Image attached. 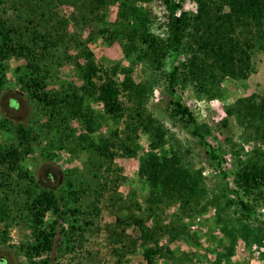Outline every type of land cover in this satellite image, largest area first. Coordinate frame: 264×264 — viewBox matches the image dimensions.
Returning a JSON list of instances; mask_svg holds the SVG:
<instances>
[{"label": "trees", "instance_id": "obj_1", "mask_svg": "<svg viewBox=\"0 0 264 264\" xmlns=\"http://www.w3.org/2000/svg\"><path fill=\"white\" fill-rule=\"evenodd\" d=\"M54 1L52 5L50 0H0V98L8 92L5 91L3 63L24 59L25 71L18 80L20 92L7 100L9 108L18 110L19 100L24 96L28 103H34L40 112L48 114V123H53L57 129L66 130L76 119L84 132L78 146L97 163L95 169L106 166L107 173L115 158L136 157L138 137L140 134L148 136L149 151L138 169V177L150 191L147 211L154 216L156 206L176 205L178 213L164 226L159 223L148 226L149 218L136 215L141 207L131 199L125 208L126 217L117 218L113 225L119 229L122 243V247L115 250L118 260L135 254L140 248L144 264H157L156 258L164 250L158 244L162 236L172 241L186 237L196 244V235L187 230L183 220L209 207H216V221L223 225L222 232L229 239V246L225 254L217 258L218 262L229 260L236 234L262 243L264 228L251 227L249 221L251 214L264 205V152L254 149L243 161L240 159L245 153L243 147L237 149L227 139L232 146L236 186L243 196L230 200L224 189L223 195H208L206 188L193 178L192 164L186 162L190 151H184L174 141L177 148L170 146L163 156L156 154L173 140L147 105L154 90L161 86L170 99V118L190 128L202 148H210L207 152L213 163L210 166L225 180L222 172L225 161L205 140L204 135H209L210 129L199 125L190 109L175 99V94L177 88L190 87L198 97L217 99L221 95L220 86L227 79L246 80L255 73L252 59L255 54L264 53V0H189L196 5L195 12L183 10L185 0H119L114 27L107 23L106 8L115 0ZM143 3L161 8L165 19L163 34L151 32L153 10L142 11L139 5ZM59 8L71 10L70 15H61ZM72 22L90 26L89 41L118 43L126 59L135 57L145 67V78L136 83L131 68L116 64L106 69L97 65L88 42L69 31ZM175 53H182L186 58L167 69V61ZM56 63L57 66L71 65L81 85L67 84L63 86L64 91L51 95L46 92L45 77L41 80L40 73H48ZM93 104L101 105V115L93 109ZM225 113L242 129L244 141L264 146V93L237 99L225 108ZM103 117L121 127L95 140L93 135ZM50 126L48 124L47 129ZM0 131H7L17 140L9 146H0V224L5 227L1 242H6L10 222L14 221L11 217L14 208L16 213H25L30 225L31 241L23 250L29 264H34L36 257L49 255L61 233L62 239L66 238L64 250H72L73 244L78 242L72 238V232H80L81 239L84 230L75 226L77 220L68 223L67 216H85L86 212L81 209L83 201L90 196L89 187L84 184L75 188L71 180H66L62 189L41 187L34 176L22 168L26 157L33 153L32 143L37 135L30 128L13 126L2 117ZM105 187L106 183L99 191ZM13 196L22 200L19 203L22 210L17 209ZM223 201L227 209L232 205L236 207L239 218L235 222L223 219ZM50 219L53 220L47 224ZM129 226L140 231L137 239L124 234ZM163 253L165 257H172L175 264L188 263L174 257L168 249ZM0 254V264H6L10 256L1 250ZM42 264L50 262L44 260ZM118 264H122L121 261Z\"/></svg>", "mask_w": 264, "mask_h": 264}, {"label": "rangeland", "instance_id": "obj_2", "mask_svg": "<svg viewBox=\"0 0 264 264\" xmlns=\"http://www.w3.org/2000/svg\"><path fill=\"white\" fill-rule=\"evenodd\" d=\"M54 5L55 1L50 0ZM139 7L144 11L146 8L153 10V24L150 27L151 32L155 34H163L165 29V19L161 8L155 4H141ZM184 11H196V5L185 0L182 3ZM119 8V0H115L106 8L107 23L114 27V21ZM58 12L66 17L70 15L71 10L59 8ZM71 33L78 35L84 41L88 42V48L94 54L97 65H101L108 69L113 65H120L133 70V78L136 83L142 81L147 70L137 62L134 58L126 59L121 51L118 43L106 44L102 40L89 41L90 26L84 23H74L70 25ZM72 52V51H71ZM70 54H73V52ZM182 53L172 54L167 61V69L177 66L185 60ZM61 64V63H60ZM255 73L250 75L246 80L227 79L220 86V97L208 100L198 97L195 91L190 88H177L175 99L188 107L194 115L199 125H207L210 129L209 135H204L207 144L215 151L216 155L225 161L222 166V172L225 174V180L218 177L210 166L213 164L207 152L210 148H202L199 141L190 133V128L185 127L179 121L170 118L168 110L169 97L160 86L153 92L149 99L147 108L169 132V138L173 142L163 146L156 154L163 156L166 154L170 146H180L190 151V155L186 158L187 163L192 164L191 173L193 178L206 188L208 195H223L228 199L234 200L241 196V191L236 186L234 172V158L231 155L232 146L227 142L231 140L237 149L242 146L243 154L240 155L241 160L246 159L248 152L259 149L264 152V146L256 144L253 141H244L242 139L243 131L236 124L233 118L225 113V108L233 105L239 98L248 97L251 94L264 93V53H257L252 59ZM4 79L5 91H8L0 98V117L7 118L13 126L22 125L27 129L33 130L37 138L32 143L33 153L26 157L22 164L23 171L29 172L34 176L36 182L41 187L62 189L66 184V180H71L75 188L86 185L89 187V197L83 201L81 212L84 215H75L68 217V223L77 220L76 227L80 226L84 230L82 238L79 239L80 232H72V238L77 243L73 244V249L65 251L64 246L66 238L62 239V233L56 237V243L53 251L49 255H41L34 259V264H42L44 260H49L50 264H144L142 260L141 249L138 248L135 254L126 255L125 258L118 260L115 250L122 247L121 237H119V229L114 225L117 218H125L127 212L125 208L131 199H135L140 207L141 212L136 213L139 217L148 219V226L159 223L164 226L170 222L171 218L178 213L176 205H159L155 207L154 216L147 211L149 204V187L145 181L138 177V169L140 162L149 151V139L147 135L140 134L137 143L139 151L134 158H115L110 166V172H106V166L96 168V163L90 158V154L85 153L78 146L79 137L84 134L81 123L74 119L68 124L66 130L57 129L54 124L48 123L49 116L40 112L38 106L34 103H28L23 96L19 100V109L12 110L8 106L7 100L13 95L20 92L18 80L23 76L24 59H11L4 62ZM42 65V64H41ZM21 69L20 71H17ZM45 77V91L50 95L62 92L63 86L73 84L80 86L73 67L69 64L54 65L48 69V73H40V79ZM4 91V92H5ZM93 109L101 115V105L93 104ZM40 108V105H39ZM51 125L47 129V125ZM116 127L120 128L107 117H103L98 125L96 133L93 135L97 140L99 137L106 136ZM176 141V142H174ZM17 142L16 138L11 136L7 131H0V146H9ZM97 165V163H96ZM99 166V164H98ZM17 182V180L15 179ZM21 183V181L19 182ZM106 183V187L99 191ZM226 185V186H225ZM65 188V187H64ZM222 190V191H221ZM238 192V193H237ZM243 196V195H242ZM17 209H21L19 203L22 202L16 196ZM226 202L223 201L222 217L225 220L236 221L239 214L234 205L229 209L224 207ZM76 207V205H73ZM20 207V208H19ZM14 221L10 222L5 237V244L2 243V232L4 224H0V250L7 252L10 256L6 264H29L24 256L23 250L31 241L30 225L27 222L25 213H16V209L12 208ZM18 216V217H17ZM48 216V215H47ZM151 216V217H150ZM216 207H209L201 214L192 218L183 220V224L192 235H196V244L183 237L176 241L170 240L168 236L159 237V247L168 249L176 258L186 260L187 264H264V240L262 243L252 241L251 238L244 239L240 234H236L233 253L229 260L222 259L220 262L217 258L225 254V248L229 246V239L222 232V224L217 223ZM47 220V224L49 221ZM67 223V224H68ZM251 227L264 228V205L258 207L252 214L249 221ZM66 228V227H65ZM69 228V227H68ZM70 229L67 230V234ZM115 232V233H114ZM126 236L137 239L140 231L133 226L125 228ZM61 241V242H60ZM164 250H162L164 252ZM159 254L156 258L157 264H175L172 257H165V253ZM5 255L4 253H1ZM0 254V255H1ZM186 256V257H185Z\"/></svg>", "mask_w": 264, "mask_h": 264}]
</instances>
